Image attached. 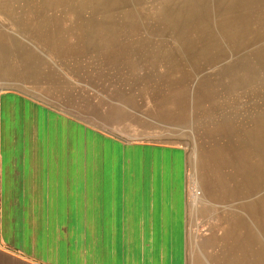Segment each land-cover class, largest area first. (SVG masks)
Listing matches in <instances>:
<instances>
[{"label":"rangeland","instance_id":"rangeland-1","mask_svg":"<svg viewBox=\"0 0 264 264\" xmlns=\"http://www.w3.org/2000/svg\"><path fill=\"white\" fill-rule=\"evenodd\" d=\"M47 1L0 0V91L127 142L183 146L188 264H264L262 219L253 250L226 241L234 200L216 178L264 142V0Z\"/></svg>","mask_w":264,"mask_h":264},{"label":"crops","instance_id":"crops-1","mask_svg":"<svg viewBox=\"0 0 264 264\" xmlns=\"http://www.w3.org/2000/svg\"><path fill=\"white\" fill-rule=\"evenodd\" d=\"M189 155L0 91V264H188Z\"/></svg>","mask_w":264,"mask_h":264},{"label":"bare ground","instance_id":"bare-ground-1","mask_svg":"<svg viewBox=\"0 0 264 264\" xmlns=\"http://www.w3.org/2000/svg\"><path fill=\"white\" fill-rule=\"evenodd\" d=\"M51 1L52 0H48L45 3H48V2L51 3ZM17 3H19V2L13 3V1H12L11 4H8V2H7V4H5V5L3 4L4 5L3 9H6V10L12 12V11H15L16 7H17L20 10L21 8L19 7V4H17ZM205 81H208V80L205 79ZM211 88H212L211 84H209L207 86V83H204V86L202 87L201 90L202 91L205 90V92L208 90L209 92L215 93L211 90ZM178 96H180V95H178ZM182 101H184V100H182ZM238 102H237V104H238ZM226 112H228V111H226ZM255 149L260 150V151L258 152L257 150H252L250 153L251 157H249L246 154L247 151H244V152H240V154L238 156H236V158L231 159V160H235V161H233L234 164H231L228 167L224 166V164H221V166L219 167V170H218L219 176H216V178H219V180H220V186L223 187L225 199L228 202L233 199L234 203H232V204H234V207H235L234 212L230 213L231 217L228 218V220H229L228 224L225 225V223H224L223 228H225V229L223 230L224 231L223 234L225 236L226 241H228V243H231L229 241H233L235 243L234 246L237 249L241 250V253L245 249L248 250V248H252L254 246H257L256 245L257 241H258V243L261 241L260 236L258 235V233L260 232L261 226H259V224H257V222L258 223L260 222V219L263 220L262 225L264 226V193L262 196L254 195L255 192H259L260 190H264V142L262 141V146H259V147H257V144H256ZM260 154H261V156H260ZM255 158H257V159H255ZM244 194L245 195L247 194L248 198H246V200H244V199L240 200V198ZM252 250H253V248H252ZM252 250L250 249L247 252V253H249L248 256L252 255V253H253ZM237 252H238V250H237ZM243 258H244V256L236 257L235 263L239 262L240 264H247L246 261L243 260ZM253 258H255V257H253Z\"/></svg>","mask_w":264,"mask_h":264}]
</instances>
